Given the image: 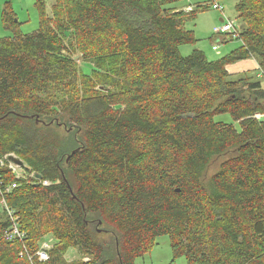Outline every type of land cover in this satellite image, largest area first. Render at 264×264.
I'll return each mask as SVG.
<instances>
[{
    "label": "trees",
    "instance_id": "16d2710c",
    "mask_svg": "<svg viewBox=\"0 0 264 264\" xmlns=\"http://www.w3.org/2000/svg\"><path fill=\"white\" fill-rule=\"evenodd\" d=\"M178 1L36 0L31 33L4 3L0 264H135L160 236L188 264H264V88L227 70L253 58L264 79V0L235 2L242 45L216 61L180 54Z\"/></svg>",
    "mask_w": 264,
    "mask_h": 264
},
{
    "label": "rangeland",
    "instance_id": "374dc122",
    "mask_svg": "<svg viewBox=\"0 0 264 264\" xmlns=\"http://www.w3.org/2000/svg\"><path fill=\"white\" fill-rule=\"evenodd\" d=\"M10 2L16 13V19L21 22L20 29L23 33H31L38 28V12L35 8L36 0H0V38L8 35V32L4 30L1 22V11L5 2ZM46 5V11L49 13L52 0H44ZM237 0H180L176 2L179 7H190L195 9V15L192 20L188 21L185 25L186 29H190L194 32L195 43L192 45H183L179 47V52L182 56H188L193 50L202 51L208 61H216L224 56L231 54L238 50L242 43L240 39H230L226 36L215 35V28L220 24V19L224 22H232L239 28L242 27L240 20L237 17V13L234 9L235 2ZM216 3L220 6L221 12L212 8V4ZM218 38V39H217ZM226 38V41L221 40ZM252 58L240 60L239 62H253ZM78 66L84 74L89 75L91 66L88 63H84L79 57L77 59ZM230 66V65H229ZM228 67V66H227ZM232 67V66H231ZM230 67V68H231ZM232 73V72H231ZM251 73V72H250ZM258 73V72H257ZM257 73H251L254 79L261 81L264 88V79L256 76ZM228 116H224L227 118ZM226 158L225 155L214 158L203 175V182H205L212 174H214L220 163ZM15 173L18 177L24 174L19 168L15 169ZM101 223L99 222V225ZM101 229L98 228V232ZM44 242L51 246L53 241L50 237H45ZM64 258L67 262L80 260L82 256L75 249H69ZM86 260V259H85ZM135 264H188L184 257L173 258L171 243L168 236H160L156 239V243L143 257L137 258Z\"/></svg>",
    "mask_w": 264,
    "mask_h": 264
},
{
    "label": "built area",
    "instance_id": "2783aa9c",
    "mask_svg": "<svg viewBox=\"0 0 264 264\" xmlns=\"http://www.w3.org/2000/svg\"><path fill=\"white\" fill-rule=\"evenodd\" d=\"M212 8L221 12V8L218 4L213 3ZM222 13V12H221ZM215 35L216 36H226L227 38L232 39H239V34H240V28L238 26H235L232 22H222L218 25V27L215 28ZM9 167L15 171L18 166L16 164L10 163ZM46 184V182H44ZM9 211V210H7ZM9 214L11 215V212L9 211ZM21 238V234L19 233L18 229L16 226H13L11 230H9L5 234V239L8 241H13L15 239ZM49 249V245L46 244V242H43L41 245V248L37 252V256L40 261H45L47 260V253L46 250Z\"/></svg>",
    "mask_w": 264,
    "mask_h": 264
},
{
    "label": "crops",
    "instance_id": "0c3cea01",
    "mask_svg": "<svg viewBox=\"0 0 264 264\" xmlns=\"http://www.w3.org/2000/svg\"><path fill=\"white\" fill-rule=\"evenodd\" d=\"M178 9H185V10H190V7H179V6H176ZM19 20V19H18ZM221 40H224L226 41V38H222ZM253 62H236L230 66L227 67V70L230 74H241V73H257V69H258V65H257V62L252 58L251 59ZM232 66V67H231ZM231 67V68H230ZM232 72V73H231ZM258 77H260V74L257 73Z\"/></svg>",
    "mask_w": 264,
    "mask_h": 264
},
{
    "label": "water",
    "instance_id": "95a60500",
    "mask_svg": "<svg viewBox=\"0 0 264 264\" xmlns=\"http://www.w3.org/2000/svg\"><path fill=\"white\" fill-rule=\"evenodd\" d=\"M223 19H220L219 21L222 22ZM80 56H76L74 59L77 60ZM9 160L16 164L18 167H21L23 165V162L21 160H19L18 158L14 157V156H10ZM38 177V176H37Z\"/></svg>",
    "mask_w": 264,
    "mask_h": 264
}]
</instances>
